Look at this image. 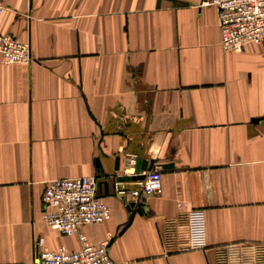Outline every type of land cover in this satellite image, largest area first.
Here are the masks:
<instances>
[{"label": "crops", "instance_id": "obj_1", "mask_svg": "<svg viewBox=\"0 0 264 264\" xmlns=\"http://www.w3.org/2000/svg\"><path fill=\"white\" fill-rule=\"evenodd\" d=\"M2 1L33 61L0 56V264L77 250L41 196L91 176L111 216L79 232L113 261L264 264V41L224 51L206 0ZM128 156L162 174L139 208L113 193Z\"/></svg>", "mask_w": 264, "mask_h": 264}, {"label": "built area", "instance_id": "obj_2", "mask_svg": "<svg viewBox=\"0 0 264 264\" xmlns=\"http://www.w3.org/2000/svg\"><path fill=\"white\" fill-rule=\"evenodd\" d=\"M217 12L221 47L240 53L247 45L264 41V0H206ZM6 7L0 0V15ZM0 56L4 64L28 65L33 59L30 46L9 34L0 35ZM138 160L128 156L125 166L113 178V193L125 204L141 207L147 196L162 193V174L158 169H137ZM142 176V179L136 177ZM100 176L61 178L46 182L41 196L42 218L46 225L65 236H76L80 247L69 250L46 247L43 238L33 242L32 264H127L111 259L107 244L92 245L79 230L82 226L102 224L110 219L103 202ZM121 178L134 185L128 189Z\"/></svg>", "mask_w": 264, "mask_h": 264}, {"label": "water", "instance_id": "obj_3", "mask_svg": "<svg viewBox=\"0 0 264 264\" xmlns=\"http://www.w3.org/2000/svg\"><path fill=\"white\" fill-rule=\"evenodd\" d=\"M152 164L150 163V165H149V167H147L146 166V162L145 161H138V165H137V169H141V171H144V170H150L151 169V166ZM140 166H141V168H140ZM136 179H142V176H139V177H136ZM120 180H122V181H126V180H128V178H121ZM134 207V205L133 204H131L130 206H129V208H133Z\"/></svg>", "mask_w": 264, "mask_h": 264}]
</instances>
